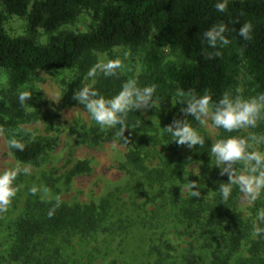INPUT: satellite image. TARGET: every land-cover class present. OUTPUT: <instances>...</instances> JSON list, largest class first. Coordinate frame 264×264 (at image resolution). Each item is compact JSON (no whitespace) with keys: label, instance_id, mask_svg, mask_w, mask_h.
Here are the masks:
<instances>
[{"label":"trees","instance_id":"16d2710c","mask_svg":"<svg viewBox=\"0 0 264 264\" xmlns=\"http://www.w3.org/2000/svg\"><path fill=\"white\" fill-rule=\"evenodd\" d=\"M218 2L221 0H0V71L9 72L12 88L25 84L38 71L77 69V79L64 90V99L72 105L76 101L69 89L79 86L95 65V53L115 47H145L147 70L137 82L140 87L155 84L154 98L159 103L153 108L159 124L144 119L138 111L127 115L126 123L132 128L124 133L128 141L116 135L118 129L102 131L93 120L90 128L74 131L82 144L116 140L129 146L119 167L126 181L88 203L65 202L61 193L74 178L91 172L89 161H78L61 175L57 170L41 173L26 188L29 204L17 225L11 250L16 264H264V233L254 235L257 213L264 209V193L252 203V217H244L237 187L233 186L226 202L216 191L228 177L209 164L213 142L191 122L195 120L187 117L204 137L203 147L185 151L186 146L172 142L162 131L180 119L175 115L178 108L172 106L177 89L210 95L213 101L225 93L245 100L264 94V0H227L224 12L215 9ZM82 10L92 13L89 31L53 35L73 24ZM8 16L26 17L24 35L12 38L6 34L3 25ZM219 23L227 25L225 36L230 43L213 49L203 33ZM245 23L252 25L249 40L238 34ZM39 30L49 34L44 45L37 42ZM167 45L179 55L180 63L163 66L159 54ZM216 51L221 55L216 57ZM242 74L249 79L240 91ZM126 81L118 70L112 77L100 74L95 89L111 98ZM24 108L17 96L4 99L0 92V118H8L2 125L10 139L24 145L23 151L11 148L14 158L38 165L55 142L31 138L16 128L17 122L30 120ZM249 129L257 137L264 136V118ZM217 131L215 142L250 137L243 129ZM259 147L264 152V143ZM249 150L253 151L252 147ZM194 164L199 177L188 170ZM21 178L14 181L17 190ZM184 179L201 184L200 197L180 190L176 182ZM33 187H47L49 197L33 195ZM57 195L60 206L49 217ZM259 226L264 228V224ZM168 235H175L180 244L174 245ZM243 241L250 244L249 258L241 263L236 255Z\"/></svg>","mask_w":264,"mask_h":264},{"label":"rangeland","instance_id":"374dc122","mask_svg":"<svg viewBox=\"0 0 264 264\" xmlns=\"http://www.w3.org/2000/svg\"><path fill=\"white\" fill-rule=\"evenodd\" d=\"M0 9L2 10L1 3ZM92 25V13L88 10H82L73 24L61 27L53 35L61 31L84 33L89 31ZM3 27L8 36L12 38L18 37L26 33L27 19L26 17L8 16ZM48 38L49 34H46L43 30L38 31L37 42L40 45L46 44ZM147 51L148 49L145 47L138 49L115 47L108 52L95 53L96 63L100 60H119L121 62V67L118 69L119 73L126 80H137L146 74ZM169 55L172 57L171 59L168 58ZM159 56L161 57L163 66L180 63L181 61L179 55L172 50L170 53L162 51V54H159ZM77 77V69L60 70L51 73L38 71L25 84L12 88L9 84V72L7 70L0 71V92L4 99L10 96L18 97L19 93L23 91L32 93L24 108V111L30 115V120L27 122H17L16 128L19 131L27 132L31 138L43 137L53 139L55 142L52 148L45 151L43 159L38 165L21 163L14 158L8 144L11 140L9 133L2 125L3 122L8 121V118L5 116L0 118V173L14 170L17 167L30 166V174H18L16 179L22 176L19 190H17V194L12 199L7 211L0 213V264H16L15 260L11 258V250L16 241L15 232L17 225L29 204L30 195L29 192H26V188L32 185L31 181H37L41 173L57 170V174L61 175L76 162L89 161L91 172L88 175L74 178L69 189L61 193V200L65 202L88 203L92 199L99 198L114 188L122 186L126 181V174L119 167L125 161V155L129 150V146L116 140L99 142L96 145L82 144L74 134V131L77 129H88L93 125V121L82 109V106L77 103L68 105V100L64 99V90ZM96 79L97 77L94 80H90L85 75L81 79L79 86L72 85L70 87L72 90L69 89V94L73 96L74 91L79 87L91 85L95 88ZM248 79V76L244 74L240 76L238 86L240 91L243 90ZM57 93H59V96H57ZM156 107H159L158 102ZM176 107L179 111L175 115L183 119L184 117L180 112V108L183 106L177 104ZM137 111L144 119L153 121L156 124L160 123L152 108ZM69 112L71 113L68 114ZM191 122L207 138L215 143L218 133L217 129L209 130L208 128H201L197 121ZM209 123L211 122L209 121ZM243 131L249 136L253 135L249 128H243ZM250 143L252 150L262 152L259 144L255 141H250ZM187 149V147L184 148L185 151ZM235 167L242 170L243 165ZM188 170L195 174L197 173L195 164L190 166ZM176 185L183 193L187 191L185 179L176 182ZM42 189L38 190L37 195L41 198H48L49 195L44 197ZM251 207L252 204L241 193L239 208L244 217H252ZM167 238L174 245L180 244L175 235H168ZM254 238L255 236L253 235L251 239L253 240ZM249 246L250 244L245 241L241 244V250L236 255L240 258L241 263L244 259L249 258L247 252Z\"/></svg>","mask_w":264,"mask_h":264},{"label":"clouds","instance_id":"9594fccd","mask_svg":"<svg viewBox=\"0 0 264 264\" xmlns=\"http://www.w3.org/2000/svg\"><path fill=\"white\" fill-rule=\"evenodd\" d=\"M215 9L218 12L226 11L227 0L216 3ZM227 31V25L219 23L205 31L203 38L208 46L213 49L218 46L224 47L230 43L225 36ZM251 31L252 25L245 23L240 27L238 34L244 40H249L251 39ZM163 51L170 53L171 45L165 46ZM214 55L218 57L221 53L216 51ZM168 58L171 59L172 57L169 55ZM208 58L212 59L213 55L209 54ZM120 67L121 62L119 60H100L89 69L87 78L94 80L98 74H102L104 77H112L116 75ZM156 90L155 84L140 87L137 80L129 79L122 85L119 93L111 98H105L98 90L89 85L75 90L73 99L82 106L88 117L95 121L102 131L118 129L116 135L128 141L124 135L125 131L131 128L126 123L127 115L137 110L153 109L157 104V100L154 98ZM31 95L32 93L28 91L20 92L18 99L21 105H24L31 98ZM177 104L186 105V107L180 108L184 118L174 119L170 125L162 128V131L171 136L172 142L189 149L196 146L203 147L205 144L204 137L187 119L189 116L197 121L201 128L223 129L227 132L249 127L254 128L257 126L258 120L264 118V94L245 100L239 96L233 98L225 93L219 101H213L210 95L197 96L191 91L185 92L183 89H177L172 106L175 107ZM250 141H255L257 144L264 143V136L252 135L247 139L230 137L217 140L211 145L209 164L211 167L219 169L221 176L227 175L228 177V182L220 183L218 190H216L225 202L230 198L233 186L239 189L250 204L254 203L264 193V152L250 151ZM8 144L10 148L23 151L24 145L16 139H11ZM237 164L243 165L242 170L235 167ZM21 173L30 174V166L17 167L14 170L0 173V213L7 211L12 199L16 196L17 188L13 184L18 174ZM196 177H199V170H197ZM186 188L192 197L201 196V184H198L197 181L187 182ZM42 191L44 197L49 195L50 190L47 187H44ZM30 192L35 195L38 189L33 187ZM55 201V206L49 211V217L53 215L55 208L60 206L61 201L58 195L55 197ZM260 224H264V209L257 213L254 235L264 233V228L260 227Z\"/></svg>","mask_w":264,"mask_h":264}]
</instances>
